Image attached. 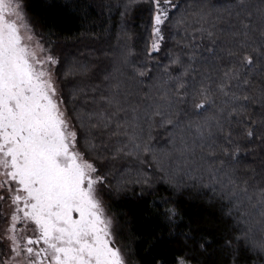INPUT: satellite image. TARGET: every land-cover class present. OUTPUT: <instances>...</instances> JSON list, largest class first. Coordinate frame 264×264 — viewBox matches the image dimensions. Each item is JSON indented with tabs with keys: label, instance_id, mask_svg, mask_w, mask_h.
Segmentation results:
<instances>
[{
	"label": "snow or ice",
	"instance_id": "1",
	"mask_svg": "<svg viewBox=\"0 0 264 264\" xmlns=\"http://www.w3.org/2000/svg\"><path fill=\"white\" fill-rule=\"evenodd\" d=\"M138 3L150 14V55L159 51L165 26L187 21L173 18L174 0H128L125 12ZM198 15L195 31L207 44L189 42V51L170 58L179 70L173 75L164 66L167 79L155 99L146 92L144 100L130 102L122 73L105 74L102 91L74 86L66 95L55 75L60 61L37 37L24 0H0V264H134L130 249L117 242L102 192L151 186L148 172L138 168L133 176L125 168L117 177L107 163L129 157L143 163L145 154L166 183L179 188L182 173L226 199L228 214L235 211L245 225L234 239L264 254V169L250 184L232 167L241 152L236 125L248 141L258 137L264 145V0H227L202 6ZM134 71L142 78L151 69ZM72 74V67L64 73ZM253 105H259V121ZM154 124L170 129L172 147L159 154L151 143ZM218 152L229 157L227 168ZM252 210L260 217L259 237ZM156 214L170 238H183L171 264H207L209 240H197L191 229L177 232L182 218L175 207H157ZM224 247L231 249L232 239ZM151 264H169L164 251Z\"/></svg>",
	"mask_w": 264,
	"mask_h": 264
},
{
	"label": "trees",
	"instance_id": "2",
	"mask_svg": "<svg viewBox=\"0 0 264 264\" xmlns=\"http://www.w3.org/2000/svg\"><path fill=\"white\" fill-rule=\"evenodd\" d=\"M227 0H174L179 7L172 12L173 18L185 15L186 25L179 28L165 26V39L159 51L149 55L152 44L151 22L146 4H137L125 12L128 0H24L25 10L33 28L39 33L46 46L51 45L52 54L58 57V77L64 93L67 95L74 86L91 89L99 86L103 90L104 75L112 73L120 75L125 82L126 90L132 93L129 101L144 100L148 92L154 99L157 89L167 77L164 66L176 54L189 51L185 45L189 42L207 44L200 40L197 20L202 6L226 3ZM121 13H125L123 16ZM187 28V31H185ZM195 36V40L192 38ZM85 65L87 71H81ZM75 74L65 76L70 68ZM135 68H150L144 77L136 75ZM173 75L177 73V65H169ZM89 95H92L89 92ZM150 103V100H145ZM69 104V108H71ZM190 108V105L185 106ZM251 111L254 119L259 121V105H253ZM183 118V116H182ZM159 120V118H156ZM144 136L147 139L148 125L144 123ZM234 139L240 144L239 163L232 164L237 175L246 178L249 183L258 181L264 169V145L260 139L248 141L243 135V127L236 125ZM259 131L260 124L255 125ZM170 129L158 124L152 126V146L159 154L172 147L169 143ZM199 151L195 157L199 160ZM218 157L226 161L229 157L218 152ZM114 165V176H119L125 168L142 169L153 176L151 186L128 184L122 191L107 188L102 195L109 215L113 217L118 243L130 249V258L134 264H151L153 256L164 251L171 264L174 255L181 251L177 241L183 243L180 236L170 238L168 229L156 214L157 207L162 211L166 207H175L182 221L177 232L191 229V235L199 240L201 237L210 241L203 258L207 264H264V254L251 250L244 240L234 239L239 235L238 229L245 227L238 223L235 211L228 214L229 204L198 181L189 176L176 175L180 187H174L160 179L162 175L156 169L155 162L149 154H145L143 163L135 157L107 162ZM151 165V167H149ZM217 167L219 164L217 163ZM109 181L115 184L113 177ZM165 201L167 203H165ZM253 211V227L259 237L260 217L258 210ZM163 232V239H160ZM226 239H232V248H225ZM190 245L193 241L188 242ZM232 249L236 251L233 252Z\"/></svg>",
	"mask_w": 264,
	"mask_h": 264
},
{
	"label": "rangeland",
	"instance_id": "3",
	"mask_svg": "<svg viewBox=\"0 0 264 264\" xmlns=\"http://www.w3.org/2000/svg\"><path fill=\"white\" fill-rule=\"evenodd\" d=\"M29 19V18H28ZM30 22V21H29ZM32 25V24H31ZM33 27V26H32ZM35 30V29H34ZM35 33H36V35H37V37H41L40 35H39V33L35 30ZM43 42V41H42ZM46 46V45H45ZM47 47V46H46ZM155 52V51H154ZM54 69H55V75H56V77H57V80H58V82H59V85H60V87H61V83H60V81H59V77H58V65H55L54 66ZM62 88V87H61ZM107 187L105 186L104 187V189L103 190H105ZM0 227H2V223H0ZM117 238V237H116ZM118 242V241H117Z\"/></svg>",
	"mask_w": 264,
	"mask_h": 264
}]
</instances>
